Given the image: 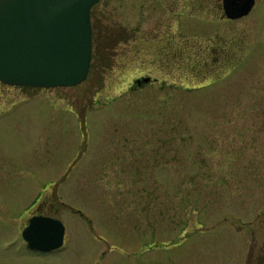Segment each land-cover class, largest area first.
I'll use <instances>...</instances> for the list:
<instances>
[{"label":"rangeland","instance_id":"374dc122","mask_svg":"<svg viewBox=\"0 0 264 264\" xmlns=\"http://www.w3.org/2000/svg\"><path fill=\"white\" fill-rule=\"evenodd\" d=\"M92 10L87 80L16 92L0 118V264H246L264 245V0L239 20L222 0ZM36 212L62 248L27 247Z\"/></svg>","mask_w":264,"mask_h":264},{"label":"water","instance_id":"95a60500","mask_svg":"<svg viewBox=\"0 0 264 264\" xmlns=\"http://www.w3.org/2000/svg\"><path fill=\"white\" fill-rule=\"evenodd\" d=\"M256 1L222 0L224 17H247ZM99 2L0 0V81L41 89L86 81L93 52L91 11ZM22 236L30 250L49 253L64 246L66 226L58 218L34 216Z\"/></svg>","mask_w":264,"mask_h":264},{"label":"flooded vegetation","instance_id":"af4514ba","mask_svg":"<svg viewBox=\"0 0 264 264\" xmlns=\"http://www.w3.org/2000/svg\"><path fill=\"white\" fill-rule=\"evenodd\" d=\"M256 3H257V1H256ZM91 20H92V40H93V52H94L96 30H99V28H98L97 24L93 23V10L91 11ZM103 27H105V26L102 25V28ZM93 52H92V59H93ZM145 78H149V77H143L140 80H143ZM150 82H151V80L148 83H150ZM145 84H147V83L142 81L141 84L137 83V87L141 88ZM39 89H41V88L17 87V86L9 85V84H6V83L0 81V118L5 117V116H9L11 114V111L13 109H15L16 103L13 101V99L16 96V92H25V93L32 94L33 92L38 91ZM40 215L56 218L55 216L47 214V213L36 212L28 218V221H27L25 227L23 228V230L28 226L29 220L32 217L40 216ZM246 264H264V245H261L258 247L257 246L252 247V249L250 250V253H249V260L247 261Z\"/></svg>","mask_w":264,"mask_h":264}]
</instances>
